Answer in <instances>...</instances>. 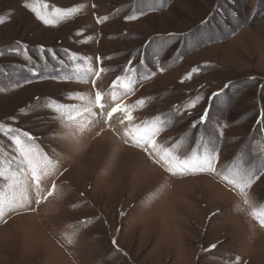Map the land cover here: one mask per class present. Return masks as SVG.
<instances>
[{
    "label": "rangeland",
    "instance_id": "obj_1",
    "mask_svg": "<svg viewBox=\"0 0 264 264\" xmlns=\"http://www.w3.org/2000/svg\"><path fill=\"white\" fill-rule=\"evenodd\" d=\"M97 90L156 124L157 149L217 172L169 173L100 118ZM262 120L264 0H0V199L17 205L0 264H264V175L248 204L223 179L264 158ZM17 134L57 165L39 184Z\"/></svg>",
    "mask_w": 264,
    "mask_h": 264
},
{
    "label": "snow or ice",
    "instance_id": "obj_2",
    "mask_svg": "<svg viewBox=\"0 0 264 264\" xmlns=\"http://www.w3.org/2000/svg\"><path fill=\"white\" fill-rule=\"evenodd\" d=\"M32 11H36L35 8L31 9ZM37 16L40 20L45 24H50L52 21L46 19L43 16H40L37 13ZM126 20L136 19L135 16L125 17ZM99 22V20H98ZM207 23V19L202 21V24ZM171 35V34H170ZM76 54L73 53L70 59H75ZM97 62H99L100 58L97 57ZM131 63V62H129ZM162 70V69H161ZM193 71H196L195 69ZM103 69L101 68L99 71H95L94 75L99 77ZM70 75V73H69ZM191 74H189L190 77ZM81 79H87L86 74L80 75ZM120 81V78L117 77L116 80L112 82V86L115 87L117 83ZM93 87H95L96 81L92 80ZM131 81L129 83L123 84V88L127 91H131ZM224 87H228V85H224ZM223 90L213 93L209 99L211 100L214 97H219ZM115 97H110L108 92L101 93L100 91L95 92V98L92 103L96 106V109L102 113L100 116L101 119L107 118L108 122L111 124L113 121L118 120L119 123L124 124L127 122L129 127L125 131V136L130 137L134 146L142 148L145 152H148L150 155L154 157V162L161 166H166L167 171L171 174H186L188 172H208L215 173L217 172L216 167V158L212 155L205 156L203 158L193 157L191 159H181L178 155H173L171 152H168L166 149H157V139H156V130L157 125L153 124L152 126H140L133 125L134 116L133 113L129 110V107L125 105L122 101L119 103H115ZM198 99H202V97L197 98V100H193L188 107H195ZM60 109L57 108V111ZM89 115H93V108L87 107L84 109ZM208 108H205L204 114L200 115L198 121H194L191 127L195 129L197 124H205L208 119ZM261 122H264L262 120ZM8 131L10 133H15L16 130L9 128ZM22 135L31 139V136L27 132H23ZM15 145L18 147V151L25 158V161L28 165V168L31 170V177L35 180L37 184L41 181L42 177L38 174L42 172L43 175L47 176L51 174L54 169L57 167L56 163L49 159L47 155H40L36 152H33L31 149L24 148L22 145V141L20 135H14L13 137ZM125 144L129 143L128 139L124 140ZM163 152V154H161ZM247 162V161H246ZM264 175V158H255L253 161V166L248 167L240 172H230L229 174L223 176V179L227 181L229 185H232L233 188L239 189L241 193L244 194L245 199L244 203L248 204V193L245 192V189L250 188L253 183V177L255 176L257 179L259 175ZM2 179V176H0ZM56 185L53 184V189H55ZM48 195H52V190H49ZM37 203L40 201L37 200ZM257 203H261L257 201ZM19 206H23L22 204ZM17 205L14 204L11 200L0 199V216L5 215L9 211H15ZM252 216L258 220L259 224L264 227V210H258L253 208ZM115 243V242H114ZM210 248H215L217 245H210Z\"/></svg>",
    "mask_w": 264,
    "mask_h": 264
},
{
    "label": "bare ground",
    "instance_id": "obj_3",
    "mask_svg": "<svg viewBox=\"0 0 264 264\" xmlns=\"http://www.w3.org/2000/svg\"><path fill=\"white\" fill-rule=\"evenodd\" d=\"M128 150V149H127ZM127 150H125V151H127ZM123 151V150H122ZM128 152H129V150H128ZM124 153V152H123ZM133 154V153H132ZM119 155H122V153L121 154H119ZM134 156V155H133ZM122 160L123 159H118L117 161H121L122 162ZM124 161H128V160H124ZM129 162V161H128ZM128 162H126V164L128 163ZM123 164V163H122ZM129 164H130V162H129ZM119 165H120V163H119ZM119 165H118V167H119ZM228 195V194H227Z\"/></svg>",
    "mask_w": 264,
    "mask_h": 264
}]
</instances>
